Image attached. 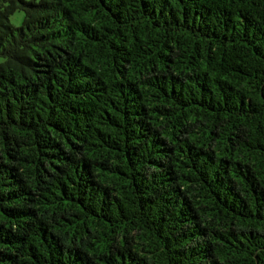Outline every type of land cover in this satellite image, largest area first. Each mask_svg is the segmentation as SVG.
I'll use <instances>...</instances> for the list:
<instances>
[{
	"label": "trees",
	"instance_id": "1",
	"mask_svg": "<svg viewBox=\"0 0 264 264\" xmlns=\"http://www.w3.org/2000/svg\"><path fill=\"white\" fill-rule=\"evenodd\" d=\"M0 264H264V0H0Z\"/></svg>",
	"mask_w": 264,
	"mask_h": 264
},
{
	"label": "rangeland",
	"instance_id": "2",
	"mask_svg": "<svg viewBox=\"0 0 264 264\" xmlns=\"http://www.w3.org/2000/svg\"><path fill=\"white\" fill-rule=\"evenodd\" d=\"M23 17L24 12L22 10H16L10 15L9 19L13 25H20L22 23Z\"/></svg>",
	"mask_w": 264,
	"mask_h": 264
}]
</instances>
